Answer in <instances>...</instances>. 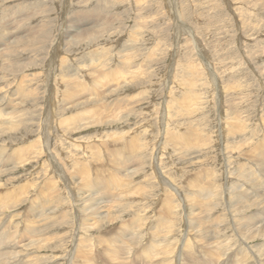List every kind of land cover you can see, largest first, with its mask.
I'll return each instance as SVG.
<instances>
[{"label": "rangeland", "instance_id": "rangeland-1", "mask_svg": "<svg viewBox=\"0 0 264 264\" xmlns=\"http://www.w3.org/2000/svg\"><path fill=\"white\" fill-rule=\"evenodd\" d=\"M6 22L21 36L30 28L35 35L27 33L30 39L15 49L20 51L9 59L12 70L0 59V111L15 104L19 114V128L0 132V156L9 168L18 161L17 153L25 152L26 157L23 165L0 177V228L6 225L3 231L12 232L28 225L40 227L32 221L38 203L46 214L53 211L54 224H61L47 237L53 241L46 239L53 249L26 250L24 262L72 264L68 258L76 250L72 245L80 238L78 231L89 237L85 222L79 226L91 209L86 197L95 200V209L103 202L109 205L114 198L106 185L114 183L120 184L118 190L109 192L121 209L111 207L110 215L118 220L111 219L91 236L100 237H92L95 241L108 239L131 223L136 230L128 239L135 244H129L128 250H133L118 260L108 254L121 244L108 246L101 254L110 259L108 263L130 261V253L141 254L156 235V246L169 249L150 263H161L165 255L166 260L173 257L169 263H194L216 248L229 255L244 251L247 263H264V253H259L264 232L253 233L259 228L252 225L245 232L237 230L245 218L261 213L259 207L240 211L237 204L252 191V180L264 182L258 159L261 155L264 159V0H0V40L9 41L10 35H2ZM67 26L70 32L90 27L91 31L69 39ZM87 180L96 187L88 188ZM209 191L207 211L200 214L193 208L194 194L203 197ZM50 207L53 210L48 211ZM221 223L224 233L218 228ZM207 228L205 240L199 235ZM62 235L66 241L60 243ZM58 254L62 258L55 262L52 258ZM225 258L213 263H227Z\"/></svg>", "mask_w": 264, "mask_h": 264}, {"label": "bare ground", "instance_id": "bare-ground-1", "mask_svg": "<svg viewBox=\"0 0 264 264\" xmlns=\"http://www.w3.org/2000/svg\"><path fill=\"white\" fill-rule=\"evenodd\" d=\"M80 19V18H79ZM12 20V19H11ZM3 22H4V20H3ZM4 25V30H5V33H3L2 35L3 36H5V35H10L11 37H12V40H9V41H4V40H0V59L1 60H3V62H4V64H5V68L6 69H9V70H12V68H13V65H12V63L11 62H9V59L11 58L12 59V57L14 56V55H16L17 53L16 52H19L20 50V48H21V44H23L26 40H29L30 38H29V34H27V33H29L30 32V37L32 36V37H34L33 35H35V34H32L33 33V31H32V28H30L29 29V32H26V34L25 35H23V36H21L19 33H16V30L13 28V29H11V28H9V25H10V23L8 24V22H6V23H4L3 24ZM38 28V27H37ZM67 29H65V32L66 33H69L70 31H71V26H67L66 27ZM81 28V27H80ZM93 28V27H92ZM15 30V31H14ZM31 30V31H30ZM36 30V29H35ZM94 30V29H93ZM89 31H91V27L90 28H84V29H77L76 31H72V32H70L68 35L70 36V35H72L69 39H75V38H77V36L79 35V34H81V35H88L89 34ZM97 31V30H96ZM13 33H15L16 35H14ZM3 36H2V38H3ZM80 36V35H79ZM79 38V37H78ZM84 38V37H83ZM4 39V38H3ZM5 40H7V39H5ZM26 44V43H25ZM19 46H20V48H19ZM10 47V51H4L3 50V48L5 49V48H9ZM23 47L24 46H22V49H23ZM17 48H19L18 50L19 51H17V50H15V49H17ZM26 48H29V46L28 47H26ZM25 48V49H26ZM58 49H59V46H57L56 48H55V51L54 52H56V51H58ZM53 53V52H52ZM19 54V53H18ZM21 54V53H20ZM54 56H55V53L53 54ZM18 57V56H17ZM57 57V56H56ZM0 60V61H1ZM13 60H15V59H13ZM11 61V60H10ZM25 62V61H24ZM52 62V61H51ZM50 62V63H51ZM65 62V61H64ZM64 62H62V63H64ZM21 63V62H20ZM26 63V65L28 64L27 62H25ZM60 63V62H59ZM22 64V63H21ZM3 65V64H2ZM18 65V64H17ZM16 65V66H17ZM24 66V65H23ZM1 68V67H0ZM3 68V67H2ZM51 68V67H50ZM17 70V69H16ZM21 70V69H20ZM53 70V69H52ZM127 71V70H126ZM8 73V72H7ZM9 73H11V72H9ZM98 73V72H97ZM49 74V73H48ZM50 75V74H49ZM103 75H104V73H103ZM104 77V76H103ZM103 77H102V79H103ZM99 78H101V76L99 77ZM38 79V78H37ZM108 79V78H107ZM104 80V79H103ZM42 81H43V79H42ZM51 82V81H50ZM100 82H102V81H100ZM106 82V81H105ZM114 82V81H113ZM129 82V81H128ZM21 83V82H20ZM9 85V84H8ZM41 85V84H40ZM100 85H101V83H100ZM21 86V85H20ZM19 86V87H20ZM105 86V85H104ZM107 86V85H106ZM118 86V85H117ZM34 87V86H33ZM108 87V86H107ZM24 88V87H23ZM101 88V87H100ZM105 88V87H104ZM22 89V88H21ZM54 89V88H53ZM11 90V89H10ZM34 90V89H33ZM48 90V89H47ZM52 90V89H51ZM103 91H106V90H103ZM23 93H24V91H23ZM28 93V92H27ZM50 93V92H49ZM60 93V92H59ZM54 94V93H53ZM23 95V94H22ZM49 95H51L52 96V94H49ZM80 95H81V93H80ZM48 96V95H47ZM69 96H72L71 94L69 95ZM21 98V97H20ZM50 98V97H49ZM48 98V99H49ZM52 98V97H51ZM70 98V97H69ZM72 98V97H71ZM83 98V97H82ZM193 99V98H192ZM21 100H24V98L23 99H21ZM185 100V102H186V99H184ZM189 101V100H188ZM194 101V100H193ZM190 102H191V100H190ZM21 104V103H20ZM72 104V103H71ZM50 105V104H49ZM1 106V105H0ZM10 107L8 108V110L6 111H3V110H1L0 111V132L2 133L3 132V134H6L7 132H11V131H13L15 128H19V124H18V122H17V116L19 115V114H17V116H16V112H14V106H15V104L14 105H9ZM52 106H53V104H52ZM30 107V106H29ZM99 108V107H98ZM109 108V107H108ZM117 108H118V106H117ZM191 108V107H190ZM25 109V108H24ZM31 109V108H30ZM54 109V108H53ZM186 109V108H185ZM192 109V108H191ZM22 110V109H21ZM101 110V109H100ZM50 111V110H49ZM114 112L116 111V110H113ZM185 111V110H184ZM52 112H54V111H52ZM118 112H119V110H118ZM188 112H189V110H188ZM115 113H117V112H115ZM109 114V113H108ZM112 114V113H111ZM114 114V113H113ZM115 115V114H114ZM22 116V115H21ZM107 116H109V115H107ZM106 116V117H107ZM116 116V115H115ZM27 117V116H26ZM28 117H30V116H28ZM76 119V118H75ZM74 119V120H75ZM25 120V119H24ZM66 120V119H65ZM115 120H116V118H115ZM31 121V120H30ZM34 121V120H33ZM80 121H82V120H80ZM110 121V120H109ZM19 122H22V121H19ZM25 122V121H24ZM37 122V121H36ZM74 122V121H73ZM93 122V121H92ZM23 124V123H22ZM74 124V123H73ZM21 125V124H20ZM86 125V124H85ZM89 125V124H88ZM26 126V125H25ZM21 127V126H20ZM74 128H76V127H74ZM79 128H81V127H79ZM22 129V128H21ZM29 129V128H28ZM35 129V128H34ZM82 129H83V127H82ZM23 130V129H22ZM43 130V129H42ZM73 130V129H72ZM79 130V129H78ZM0 133V134H1ZM35 133V132H34ZM2 134V135H3ZM32 135V134H31ZM40 135V134H39ZM9 136V135H8ZM44 136V135H43ZM117 136V135H116ZM3 137V136H2ZM6 137V136H5ZM40 137V136H39ZM25 138V137H24ZM43 138H45V137H43ZM9 139V138H8ZM0 140H2V139H0ZM6 140V139H5ZM10 140V139H9ZM38 140H40V139H38ZM42 140V139H41ZM116 140H118V139H116ZM35 143V142H34ZM38 143V142H37ZM39 144H40V141H39ZM38 144V145H39ZM45 144V143H44ZM35 145V144H34ZM230 147V146H229ZM40 148V147H39ZM47 148V147H46ZM45 148V151L47 150ZM35 149V148H34ZM33 149V150H34ZM44 149V148H43ZM257 149V148H256ZM9 150V149H8ZM37 150V149H36ZM230 150V149H229ZM238 150V149H237ZM28 151V150H27ZM26 151V152H27ZM40 151H42V150H39V153H40ZM54 151V150H53ZM236 151V150H235ZM263 151V150H262ZM30 152V151H29ZM43 152V151H42ZM49 152V150H47V153ZM16 153H17V151H16ZM25 153V152H24ZM23 153V154H24ZM28 153V152H27ZM26 153V154H27ZM111 153V152H110ZM233 153V152H232ZM259 153V152H258ZM1 154H2V151H1ZM7 154V153H6ZM14 154V153H13ZM23 154H21L20 155V153H17L16 154V156L15 157H18L17 158V160L18 161H15L14 163V165L13 166H11V168H9L7 165H5V164H3V163H6V161L5 160H3L2 159V157L0 156V177L2 176V175H4V174H9V173H11V172H13V171H15L17 168V166L18 165H23L24 164V162H26L25 160H24V158H26V157H22V155ZM29 154V153H28ZM27 154V155H28ZM53 154V153H52ZM127 154V153H126ZM225 154V153H224ZM262 153H259V155H261ZM264 154V153H263ZM32 155V154H31ZM38 155V154H37ZM45 155H46V153H45ZM55 155V154H54ZM128 155V154H127ZM226 155V154H225ZM258 155V154H257ZM50 156V155H49ZM53 156V155H52ZM228 156V155H227ZM226 156V157H227ZM29 157H31V156H29ZM231 157V156H230ZM10 158V157H9ZM12 158H14V157H12ZM34 158V157H33ZM53 158V157H52ZM27 159H29V158H27ZM127 159V158H126ZM258 159H260V163L262 164V166H261V172H263V174H264V159H263V157H262V155L258 158ZM14 160V159H13ZM33 160H37V159H32V161ZM51 160H53V159H51ZM126 161V160H125ZM254 161H256V160H254ZM37 162V161H36ZM52 162H55V161H52ZM250 162V161H249ZM1 163H2V165H1ZM30 163H32V162H30ZM256 163H258V162H256ZM256 163H253V164H256ZM127 164V163H126ZM26 165V164H25ZM49 165V164H48ZM128 165H129V163H128ZM127 165V166H128ZM229 166V165H228ZM50 167V166H49ZM134 167V166H133ZM66 168H67V166H66ZM110 168H113V167H110ZM123 168V172L124 171H126V165L124 166V167H122ZM128 168H130L129 166L127 167V169ZM31 169V168H30ZM57 169V168H56ZM22 170V169H21ZM23 170H24V168H23ZM54 170V169H53ZM58 170V169H57ZM80 170V169H79ZM78 170V171H79ZM82 170V169H81ZM88 170V169H87ZM98 170V169H97ZM105 170H106V168H105ZM109 170H111V169H109ZM112 170H114V169H112ZM135 170H137V169H135ZM74 171V170H73ZM85 170H83V172H84ZM95 171V170H94ZM140 171V170H139ZM250 171V170H249ZM257 171V170H256ZM22 172V171H21ZM56 172V171H55ZM59 172V171H58ZM63 172H64V170H63ZM81 171H79V173H80ZM88 173V171H85V173ZM99 172V171H98ZM100 172H102V171H100ZM110 172V171H109ZM116 171H114V173H115ZM261 172H260V175H261ZM26 173V172H25ZM60 173V172H59ZM66 173H67V171H66ZM70 173V172H69ZM82 173V172H81ZM80 173V174H81ZM93 173H95V172H93ZM113 173V174H114ZM132 173V172H131ZM130 173V174H131ZM230 173V172H229ZM83 174V173H82ZM92 174V173H91ZM105 174H107V172L105 173ZM122 174V173H121ZM125 174V173H124ZM135 174V173H134ZM134 174H133V176H134ZM17 175V174H16ZM31 175V174H30ZM61 175V174H60ZM85 175V174H84ZM6 176V175H5ZM64 176V175H63ZM69 176V175H68ZM72 176V175H71ZM89 176V175H88ZM110 176V175H109ZM126 177H127V175H125ZM12 177H14V176H12ZM16 177V176H15ZM55 177H56V175H55ZM66 177V176H65ZM115 177V176H114ZM132 177V176H131ZM130 176H128V178H129V180H130V178H131ZM10 178V177H9ZM87 178V177H86ZM109 178V177H108ZM16 179V178H15ZM126 179V178H125ZM124 179V180H125ZM254 179V178H253ZM2 180V179H1ZM89 180V179H88ZM87 180V182L85 181L84 183L85 184H87V187L88 188H90L91 186H93V187H96V185H95V183H90L89 181ZM127 180V179H126ZM146 180V179H145ZM248 180V179H247ZM246 180V181H247ZM7 181V180H6ZM5 181V182H6ZM9 181H10V179H9ZM12 181H13V179H12ZM59 181V180H58ZM84 181V180H83ZM118 181V180H117ZM120 181V180H119ZM128 181V180H127ZM54 182H56V180L54 181ZM115 182V181H114ZM60 183V182H59ZM58 183V184H59ZM110 183V182H109ZM118 184H119V182H117ZM141 183H143L144 184V182H141ZM7 184V183H6ZM55 184V183H54ZM92 184V185H91ZM112 184V183H111ZM122 184H124V183H122ZM127 184H129L128 182H127ZM125 185V184H124ZM123 185V186H124ZM2 186V185H1ZM13 186V185H12ZM120 186V184L119 185H117V184H114L113 183V185H106V189H107V192L108 193H110V196H111V198H114L113 200H111L110 201V204L109 205H107V204H105L106 202H103L100 206V208H98V209H95L93 206H95V200H91V198L90 199H87L88 197H86V201H87V203H88V206H87V208L89 209V208H91L90 209V212L89 213H87L85 216H84V218L82 219V220H79V222L81 223H79L80 225L79 226H81L83 223L82 222H85L84 224L86 225V232L85 233H87V234H89V237L91 236V231H96L97 229H103V227H104V225H107V223L109 224V221L111 220V219H113V220H118V218L116 219V218H114V217H112L110 214H111V212H112V210H110L111 209V207H115V208H117L118 210H120L121 208H120V206H121V204H120V201L119 200H115V197L116 196H114V195H112L111 194V192H109L111 189H115V190H118L117 188ZM219 186V185H218ZM248 186H249V184H248ZM56 187V186H55ZM143 187L145 188V186L143 185ZM142 187V188H143ZM251 187V188H250ZM75 188V187H74ZM136 188V187H135ZM249 190H251L252 189V191L250 192V193H248V194H243L242 195V199H241V203H240V205L239 204H237L238 205V209L241 211V210H248L249 211V209L250 208H252V207H259V212H261V213H259L258 215H256V213H253V214H251V216H250V219L249 218H245L244 220H243V222L240 224V229H237L238 231L239 230H241V232H245V230H247L248 228H249V226L250 225H252V226H250V227H253L252 229H254V228H259V229H256L253 233H256V234H260V233H263L264 232V182H258V181H251L250 182V186H249ZM71 189V188H70ZM109 189V190H108ZM138 190H140V188L138 189ZM142 190V189H141ZM61 191V190H60ZM150 191V190H149ZM2 192V191H1ZM0 192V193H1ZM52 192V191H51ZM126 192V191H125ZM128 192V191H127ZM130 192V191H129ZM133 192V188H132V190H131V193ZM139 193V192H138ZM68 194V193H67ZM124 194V193H123ZM132 194H134V193H132ZM141 194V193H140ZM3 195V194H2ZM5 195V194H4ZM117 195V194H116ZM118 195H120V194H118ZM117 195V196H118ZM135 195V194H134ZM139 195V194H138ZM195 195V197H194V199H193V203H194V205L196 206H194L193 208H198L201 212H199L200 214L202 213L203 214V212H205L206 213V211H207V205L209 204L208 203V201L207 200H205L206 198L210 201V199L208 198L210 195H211V192L209 191L208 192V194H204V196L202 197V195L200 196V195H198L197 193L196 194H194ZM88 196V195H87ZM122 196V195H121ZM121 196L120 197H118V198H121ZM131 196V195H130ZM137 196V195H136ZM145 196H146V194H145ZM123 197H126V196H124L123 195ZM151 197V196H150ZM127 198V197H126ZM129 198V197H128ZM137 199V198H136ZM139 199V198H138ZM137 199V200H138ZM54 200V199H53ZM121 200V199H120ZM140 200H141V198H140ZM144 200V199H143ZM212 200V199H211ZM81 201V200H80ZM106 201V200H105ZM122 201H124V200H122ZM79 202V201H78ZM133 202V201H132ZM208 204H207V203ZM217 202V201H216ZM63 203V202H62ZM80 203V202H79ZM122 203V202H121ZM134 203V202H133ZM132 203V204H133ZM190 203H191V201H190ZM214 203V202H213ZM7 204H8V202H7ZM49 204H51V202L49 203ZM61 204V203H60ZM135 204V203H134ZM133 204V205H134ZM5 205V204H4ZM14 205V204H13ZM16 205V204H15ZM75 205V204H74ZM125 205V204H124ZM123 205V206H124ZM138 205V204H137ZM190 205V204H189ZM235 205H236V203H235ZM34 206V205H33ZM69 206V205H68ZM71 206H73V205H71ZM125 206H127V205H125ZM140 206V205H139ZM210 206V205H209ZM16 207V206H15ZM48 207V206H47ZM64 207V206H63ZM132 207V206H131ZM192 207V206H191ZM35 209H37V210H35V212H34V214H33V217H34V220H32L33 221V223L34 224H36V225H38V226H40V227H36L35 225V227L33 226V227H29V225H28V227H26L24 230L23 229H14L15 230V232H9L8 230H6V231H3V228L5 229V228H7V226L5 225H1V228H0V264H59V263H38L39 261H35V263H27V262H24V258L26 259V257L24 256V253L23 252H25L26 250L27 251H31V250H38V251H45V250H49L48 249V247H50L51 249H53V247L52 246H54V244L52 243V242H50V243H48L47 241H46V239L49 241V240H51L50 238L48 239L47 237H48V235L50 234V235H52L50 232L52 231V230H54V228L56 227V226H58V224L59 223H53L54 221V218H53V211H52V213L50 214H46L47 212H45V211H43V210H41L42 208H43V204L41 205L40 203H38L35 207H34ZM55 208V207H54ZM57 208V207H56ZM93 208V209H92ZM124 208V207H123ZM122 208V209H123ZM127 208H129V207H127ZM133 208V207H132ZM136 208H138L139 209V207H136ZM172 208V207H171ZM176 208V207H175ZM190 208V207H189ZM233 208H235L234 206H233ZM4 209H9V207L8 206H6V208H4ZM106 209V210H105ZM141 209V208H140ZM139 209V210H140ZM216 209V208H215ZM237 209V208H236ZM51 210H53V208L52 207H50L49 208V210L48 211H51ZM103 210H105V213H102V211ZM175 210V209H174ZM196 210V209H195ZM228 210V209H227ZM238 210V211H239ZM258 210V209H257ZM256 210V211H257ZM37 211H40L39 213L37 212ZM168 211V210H167ZM176 211H177V209H176ZM193 211H194V209H193ZM234 211H236V210H234ZM240 211L238 212V213H240ZM255 211V212H256ZM79 212V211H78ZM126 212V211H125ZM195 212V211H194ZM213 212V211H212ZM229 212V211H228ZM33 213V212H32ZM70 213V212H69ZM122 213H124V212H122ZM177 213V212H176ZM196 213H198V212H196ZM208 213V212H207ZM215 213H216V211H215ZM235 213V212H234ZM237 213V214H238ZM248 213V212H247ZM46 214V215H45ZM73 214H75V212L73 213ZM72 214V215H73ZM212 214V213H211ZM43 215H45V217H43ZM57 215V214H56ZM55 215V216H56ZM64 215V214H63ZM120 215V214H119ZM177 215V214H176ZM185 215V214H184ZM192 215V214H191ZM243 215V214H242ZM26 216V215H25ZM38 216V218H36ZM128 216V215H127ZM132 216V215H131ZM162 216V215H161ZM228 216V215H227ZM234 216V215H233ZM58 217V216H57ZM68 217V216H67ZM79 217H81V216H79ZM143 217V216H142ZM158 217H160V216H158ZM184 217V216H183ZM195 217V216H194ZM29 218H31L30 216H29ZM65 218V217H64ZM128 218V217H127ZM144 218V217H143ZM193 218V217H192ZM191 218V219H192ZM196 218V217H195ZM213 218V217H212ZM218 218V217H217ZM35 219H37V220H35ZM68 219H70V217L68 218ZM72 219V218H71ZM122 219H125V217L124 218H122ZM185 219V218H184ZM189 219H190V217H189ZM200 219V218H199ZM205 219V218H204ZM215 219V218H214ZM235 219V218H234ZM238 219V218H237ZM30 220V219H29ZM39 220V221H38ZM47 220H50V222H46ZM52 220V221H51ZM130 220H132V219H130ZM142 220V218L140 219V221ZM196 220H197V218H196ZM229 220H231V219H229ZM233 220V219H232ZM61 221H63L64 222V220H62L61 219ZM124 221V220H123ZM137 221V220H136ZM135 221V222H136ZM139 221V222H140ZM187 221H188V219H187ZM40 222H42V225H39V223ZM46 222V223H45ZM131 222V221H130ZM132 222H133V220H132ZM138 222V223H139ZM199 222V221H198ZM229 222V221H228ZM236 222H238V220H236ZM118 223V222H117ZM134 223V222H133ZM144 223V222H143ZM230 223V222H229ZM228 223V224H229ZM239 223V222H238ZM1 224V223H0ZM32 224V223H31ZM41 224V223H40ZM57 224V225H56ZM142 224V223H141ZM189 224V223H188ZM191 224V223H190ZM199 223H197V221H194L193 222V225H195L194 227H197V225H198ZM217 224V223H216ZM222 224L223 223H221V224H218V228H220L221 230L220 231H222ZM12 225V224H11ZM26 225V224H25ZM85 225H83V226H85ZM113 225V224H112ZM133 225V226H132ZM136 225V224H135ZM134 224H129V225H124V227H125V229H123V230H121V232H119L118 234H116V235H114V236H110L108 239L106 238V239H104V238H101V240H97V241H95L93 238L94 237H99V236H91V239L89 238V237H81V232L80 231H78V234H77V237L78 236H80V238H79V240H76V242H75V244H73L72 245V248L73 247H75L76 248V250L75 251H73V253H70V255H69V252H68V255H69V258H68V261L69 262H71L72 264H175V263H177L176 261H175V263L173 262V263H169V262H167L170 258H173V257H170L168 260H166V255H165V260H163L161 263H150V261L152 260L153 261V259H155V258H157V257H159V255H163V254H166L167 253V251H165L166 249H169V248H166L165 250L164 249H161L160 250V248H158L157 246H158V241L156 240L157 238L156 237H158L157 235L155 236V237H152L151 238V244L150 245H148V246H146V250H144V251H142V253L140 254V253H137V251H136V253L135 252H133V253H130V254H133L132 256H130V261H128L127 259V261L125 260H120V261H118V262H116V263H113L112 261V263L111 262H107L108 260L110 261V259H106L104 256H102L101 254H102V252H103V250L104 249H106L108 246H114V247H117V246H119V245H117V244H121L118 248H114L113 250H111L110 252H109V254H108V256L111 258V259H113V260H118V257L120 256V254L121 255H125L126 253H127V250H128V247H129V244H131L132 243V245H134L135 244V241L134 240H131L130 238L128 239V237L131 235V233L132 232H134V230H136L135 228H136V226H135ZM225 225V224H224ZM223 225V226H224ZM227 225V224H226ZM231 225H232V223H231ZM233 225H234V223H233ZM242 225V226H241ZM64 226V225H63ZM172 226V225H171ZM170 226V227H171ZM238 227H239V225H237ZM255 226V227H254ZM24 227V226H23ZM59 227H61V224H59ZM82 227V226H81ZM139 227H141L140 225H139ZM191 227H192V225H191ZM198 227H200L201 228V225H199ZM208 227H210V226H208ZM213 227V226H212ZM235 227V229H236V225L234 226ZM13 228H15V227H13ZM35 228V229H34ZM109 228V227H108ZM113 228V227H112ZM137 228H138V226H137ZM143 228V227H142ZM200 228H198V230L200 229ZM215 228V227H214ZM217 228V227H216ZM230 228L232 229V227L230 226ZM64 229V228H63ZM72 229H74V228H72ZM79 230H81L80 229V227L78 228ZM105 229V228H104ZM144 229V228H143ZM194 229V228H193ZM192 229V230H193ZM196 229V228H195ZM202 229V228H201ZM224 229V228H223ZM225 229H227L226 227H225ZM234 229V228H233ZM250 229V228H249ZM17 230H19V232L17 231ZM71 230V229H70ZM84 230V231H85ZM127 230H129V233H128V231ZM139 230V229H138ZM197 230V229H196ZM17 231V232H16ZM82 231V230H81ZM145 231V230H144ZM161 231V230H160ZM219 231V232H220ZM223 231H225V230H223ZM222 231V232H223ZM232 231V230H231ZM230 231V232H231ZM234 231H236V230H234ZM80 232V233H79ZM100 233H101V231H99ZM103 232V231H102ZM116 232H118V231H116ZM140 232H142L141 230H140ZM163 233H164V231H162ZM161 232V233H162ZM222 232H221V234H222ZM229 232V233H230ZM69 233V232H68ZM144 233V232H143ZM142 233V234H143ZM160 233V232H159ZM161 233L159 234V235H161ZM162 233V234H163ZM193 233H194V230H193ZM207 233H209V229L207 228L206 229V231L205 232H203L202 231V233L199 235V237L201 236L202 238H204L205 239V235L207 234ZM217 234H218V231L216 232ZM216 233H214L213 235H215ZM224 233V232H223ZM233 233V232H232ZM235 233H237V231L235 232ZM247 233H248V231H247ZM6 234H8V236L6 235ZM13 236H12V235ZM74 234V233H73ZM87 234H85V235H87ZM97 234V233H96ZM147 234V233H146ZM228 234V233H227ZM243 235H245L246 233H242ZM250 234V233H249ZM46 236V238L45 239H43V236ZM99 235V234H98ZM103 235V234H102ZM112 235V234H111ZM133 235V234H132ZM137 235V234H136ZM165 235V234H164ZM219 235H220V233H219ZM248 235V234H247ZM252 235V234H251ZM250 235V236H251ZM63 236V237H62ZM61 237H62V241L60 242V243H62V242H65L66 241V237L64 236V235H62ZM82 236H84V235H82ZM100 236H101V234H100ZM137 236H139V235H137ZM141 236V235H140ZM166 236V235H165ZM204 236V237H203ZM216 236V235H215ZM230 236H232V235H230ZM237 236H239L238 234H237ZM237 236H234V237H237ZM260 236V235H259ZM259 236H257L258 237V239H259ZM76 237V238H77ZM93 237V238H92ZM132 237H134V236H132ZM131 237V238H132ZM167 237V236H166ZM186 237H187V235H186ZM233 237V238H234ZM243 237V236H242ZM52 238V237H51ZM85 238H87V239H85ZM100 238V237H99ZM98 238V239H99ZM136 238H138V237H136ZM161 239H163L164 238V236L162 237H160ZM178 238H180V237H178ZM224 238V237H223ZM232 238V239H233ZM240 238V237H239ZM244 238H245V236H244ZM78 239V238H77ZM150 239V238H149ZM159 239V238H158ZM217 239V238H216ZM227 239V238H226ZM231 239V238H230ZM236 239V238H235ZM242 239V238H241ZM262 239V238H261ZM264 239V238H263ZM69 240V239H68ZM72 240V239H71ZM186 240V239H185ZM194 240V239H193ZM195 240H197L198 241V239H195ZM194 240V241H195ZM206 240V239H205ZM210 240V239H209ZM211 240H213L212 238H211ZM234 240V239H233ZM51 241H53V240H51ZM165 241V240H164ZM168 241V240H167ZM167 241H165V242H167ZM192 241V240H191ZM194 241H193V243H194ZM216 241V240H215ZM224 241H226L225 239H224ZM223 241V242H224ZM235 241H238V239L237 240H235ZM244 241V240H243ZM248 241V240H247ZM261 241V240H260ZM44 242V243H43ZM45 242H47V243H45ZM137 242V241H136ZM163 242V241H162ZM202 241H200V243H201ZM210 242V241H209ZM208 242V243H209ZM212 242V241H211ZM220 242V241H219ZM241 242V241H240ZM262 242V241H261ZM70 243V242H69ZM72 243H73V241H72ZM158 243V244H157ZM180 243V242H179ZM178 243V244H179ZM183 243V242H182ZM204 243V242H203ZM228 243H230V242H228ZM242 243V242H241ZM264 243V242H263ZM263 243H262V246L264 247V245H263ZM66 244V243H65ZM156 244H157V246H156ZM167 244V243H166ZM168 244H171V242H169ZM172 244H173V241H172ZM171 244V245H172ZM174 244H176V246H177V243H174ZM190 244V243H189ZM192 244V243H191ZM213 244V243H212ZM221 244V243H220ZM105 245V246H104ZM131 245V246H132ZM180 245V244H179ZM194 245H195V243H194ZM193 244H192V247L194 246ZM216 245V244H215ZM214 245V246H215ZM63 246H64V243H63ZM70 246V245H69ZM174 245H172V247H173ZM185 246V245H184ZM213 246V245H212ZM226 246H228V244H225V245H223L222 247H226ZM252 246V245H251ZM261 246V245H260ZM61 246H58L57 248L59 249ZM65 247V246H64ZM101 247H103V248H101ZM133 247V246H132ZM166 247V246H165ZM170 247V246H169ZM188 247V246H187ZM253 247H254V245H253ZM262 247V249L260 250V254H263L264 253V248ZM67 248V247H66ZM74 248V249H75ZM201 248V247H200ZM204 248H205V245H204ZM228 248V247H227ZM245 248H246V246H245ZM248 248V247H247ZM256 248V247H255ZM50 249V250H51ZM132 248H130V250H131ZM172 249V248H171ZM171 249H170V251L168 250V252H171ZM174 249H176V248H174ZM174 249H172L173 251H176V250H174ZM189 249V248H188ZM193 249V248H192ZM192 249H190V251H191V253L194 251H192ZM208 249V248H207ZM212 249H214L213 247H212ZM222 249V248H221ZM221 249H219V248H216L212 253L210 252V251H208V254H209V252L212 254L211 256H209V255H206L205 254V250L206 249H204L203 251H205V252H203L202 251V254H205L206 256H204V258H202V259H199V257L201 258V256H199L198 258H195V259H193V262L194 263H190V262H192L191 260L189 261V263H178V264H219L218 262L217 263H213L214 261L213 260H215V258H221V257H223V256H226V258L225 259H227V263H221V264H264V263H252V261H251V263H247V261H248V256L246 257V254H244V251H241V252H239V254H237L236 255V253H234V255H229L230 253H227V251L225 252V251H222ZM249 249H252V248H249ZM254 249V248H253ZM130 250H128V251H130ZM133 250V249H132ZM136 250V249H135ZM180 250H181V248H180ZM179 250V251H180ZM202 250V249H201ZM243 250H246V249H243ZM257 250V249H256ZM53 251H57V249H55V250H53ZM189 251V250H188ZM220 251V252H219ZM253 251V250H252ZM255 251V250H254ZM64 252V251H63ZM67 252V251H66ZM65 252V253H66ZM178 252V251H177ZM231 252H233V250L231 251ZM257 252V251H256ZM50 253V252H49ZM62 253V252H61ZM64 253V254H65ZM194 253H196V252H194ZM199 253H201L200 251H199ZM199 253H198V250H197V254L199 255ZM207 253V252H206ZM37 254V256H38V253H36ZM53 254V253H52ZM57 254V253H56ZM60 254V253H59ZM59 254L56 256V257H54V258H52L53 260H55V262H56V260H59V259H61L62 257H59ZM128 254V253H127ZM170 254H171V256H173L172 254H174L173 252L172 253H169V256H170ZM176 254V253H175ZM189 254V253H188ZM229 256H228V255ZM251 254V253H250ZM32 255V254H31ZM39 255H40V253H39ZM45 255V254H44ZM47 255V254H46ZM46 255H45V257H46ZM177 255V254H176ZM256 255V254H255ZM258 255V254H257ZM50 256V255H49ZM65 256V255H64ZM164 256V255H163ZM186 256H188L187 255V253H186ZM192 256V254L190 255V257ZM196 257H197V255H195ZM215 256V257H214ZM252 256V255H251ZM43 257V256H42ZM194 257V256H193ZM81 258L83 259V261H81L80 263L79 262H77V261H80L81 260ZM175 258V257H174ZM187 259H189L188 257H187ZM191 259V258H190ZM254 259V258H253ZM38 260V259H37ZM51 260V259H50ZM67 260V259H66ZM172 260H174V259H171V262H172ZM201 260V261H200ZM218 260V259H217ZM220 260V259H219ZM257 260H258V258H257ZM28 261H30V259L28 260ZM60 261V260H59ZM188 261V260H187ZM200 261V262H199ZM261 261V260H260ZM47 262V261H46ZM49 262V261H48ZM133 262V263H132ZM149 262V263H148ZM222 262H223V260H222ZM68 263V262H67Z\"/></svg>", "mask_w": 264, "mask_h": 264}]
</instances>
